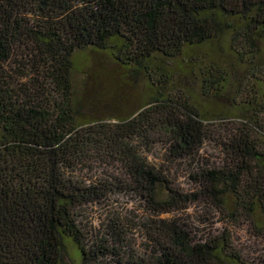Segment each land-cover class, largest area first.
Returning a JSON list of instances; mask_svg holds the SVG:
<instances>
[{"label":"trees","instance_id":"16d2710c","mask_svg":"<svg viewBox=\"0 0 264 264\" xmlns=\"http://www.w3.org/2000/svg\"><path fill=\"white\" fill-rule=\"evenodd\" d=\"M223 36L232 63L190 66L212 102L196 104L165 68ZM85 48L148 73V105L115 121L83 115L72 72ZM224 95L231 105L219 111ZM206 139L222 157L190 172L192 190L144 154L160 145L173 165ZM116 194L150 217L109 213L90 243L83 208ZM194 203L226 228L198 236L181 217H160ZM66 240L81 264H264V0H0V264H61Z\"/></svg>","mask_w":264,"mask_h":264},{"label":"rangeland","instance_id":"374dc122","mask_svg":"<svg viewBox=\"0 0 264 264\" xmlns=\"http://www.w3.org/2000/svg\"><path fill=\"white\" fill-rule=\"evenodd\" d=\"M203 59H213L226 64L232 63L233 57L229 50L227 36H223L211 46L202 47L196 53L185 52L178 58L172 59V65L165 68L166 76L171 75L174 89L181 86L188 88L190 99L202 106L210 104L211 101L204 99L200 89L198 79L200 71L190 66L193 62ZM73 62L74 100L79 103L80 112L83 115L110 117L112 121H115L116 118H124L145 108L155 95L157 88L148 73H137L124 68L104 50L81 49L74 54ZM160 65L165 67L166 63L163 62ZM224 96L226 97L217 100L220 105L217 107L219 111L231 105V96ZM209 115L214 116L215 109H212ZM163 152L161 146L157 145L150 153L144 151V154L151 163L169 167L171 176L184 190H192L195 186L189 177L193 169L197 166L219 162L222 157L218 142L210 139L204 141L202 149L195 157L178 161L173 165L161 160ZM112 212H118L124 217L138 221L150 217L145 205L137 197L129 194H116L103 203L85 206L80 221L89 232L87 239L90 243L98 233L101 222ZM174 216L181 217L189 228L193 229L196 234L198 233V236L207 235L209 232L219 233L226 228L222 217L201 203H194L185 211L166 213L160 217L172 218ZM236 237L240 239L245 249L256 248L247 231L237 230ZM133 238L138 243L143 240L140 229L134 230ZM61 264H81V252L70 240H66L65 254Z\"/></svg>","mask_w":264,"mask_h":264}]
</instances>
